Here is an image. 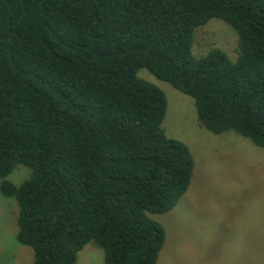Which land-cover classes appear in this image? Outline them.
<instances>
[{"label": "trees", "instance_id": "obj_1", "mask_svg": "<svg viewBox=\"0 0 264 264\" xmlns=\"http://www.w3.org/2000/svg\"><path fill=\"white\" fill-rule=\"evenodd\" d=\"M211 20L236 33L235 60L192 54ZM142 69L210 133L264 148V0H0V194L33 264H77L91 243L104 264L157 263L152 216L186 194L194 160L162 130L167 99Z\"/></svg>", "mask_w": 264, "mask_h": 264}, {"label": "rangeland", "instance_id": "obj_2", "mask_svg": "<svg viewBox=\"0 0 264 264\" xmlns=\"http://www.w3.org/2000/svg\"><path fill=\"white\" fill-rule=\"evenodd\" d=\"M237 43L228 25L211 20L196 30L192 54L216 48L235 60ZM138 77L164 92L162 130L185 144L194 160L186 194L168 213L152 216L166 234L156 264H264V148L233 132L210 133L190 97L145 69ZM29 173L19 166L8 179L19 185ZM17 214L15 201L0 194V264H33L32 250L15 240ZM77 264H104L102 250L87 245Z\"/></svg>", "mask_w": 264, "mask_h": 264}]
</instances>
